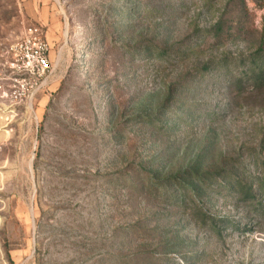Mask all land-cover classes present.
<instances>
[{
  "label": "rangeland",
  "instance_id": "1",
  "mask_svg": "<svg viewBox=\"0 0 264 264\" xmlns=\"http://www.w3.org/2000/svg\"><path fill=\"white\" fill-rule=\"evenodd\" d=\"M263 170L264 0H0V264H264Z\"/></svg>",
  "mask_w": 264,
  "mask_h": 264
},
{
  "label": "built area",
  "instance_id": "2",
  "mask_svg": "<svg viewBox=\"0 0 264 264\" xmlns=\"http://www.w3.org/2000/svg\"><path fill=\"white\" fill-rule=\"evenodd\" d=\"M19 53V71L24 76L42 75L51 68L48 56L49 45L44 40L42 31L35 26H29L22 40L14 48Z\"/></svg>",
  "mask_w": 264,
  "mask_h": 264
},
{
  "label": "trees",
  "instance_id": "3",
  "mask_svg": "<svg viewBox=\"0 0 264 264\" xmlns=\"http://www.w3.org/2000/svg\"><path fill=\"white\" fill-rule=\"evenodd\" d=\"M253 61H255L256 62V60H253ZM254 62V63H255ZM252 71V70H251ZM263 174H264V170H263ZM260 179V178H259ZM261 180V183H262V187L264 188V177L262 178V179H260ZM250 191H252V188L250 189Z\"/></svg>",
  "mask_w": 264,
  "mask_h": 264
}]
</instances>
